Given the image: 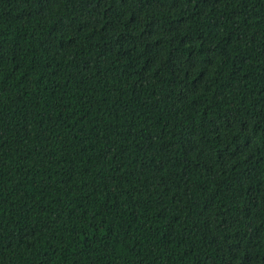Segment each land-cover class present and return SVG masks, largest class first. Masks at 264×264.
I'll use <instances>...</instances> for the list:
<instances>
[{
  "label": "trees",
  "instance_id": "1",
  "mask_svg": "<svg viewBox=\"0 0 264 264\" xmlns=\"http://www.w3.org/2000/svg\"><path fill=\"white\" fill-rule=\"evenodd\" d=\"M0 264H264V0H0Z\"/></svg>",
  "mask_w": 264,
  "mask_h": 264
}]
</instances>
